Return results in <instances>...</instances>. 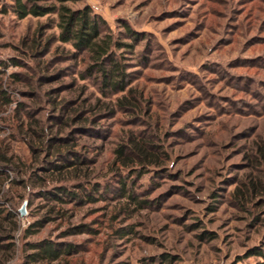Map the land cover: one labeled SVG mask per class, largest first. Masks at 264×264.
Instances as JSON below:
<instances>
[{
  "label": "rangeland",
  "instance_id": "rangeland-1",
  "mask_svg": "<svg viewBox=\"0 0 264 264\" xmlns=\"http://www.w3.org/2000/svg\"><path fill=\"white\" fill-rule=\"evenodd\" d=\"M10 4L0 0V10ZM83 4L123 42L133 43L124 24L144 38L132 53L118 51L129 64L123 93L103 95L95 79H81L87 62L53 39L56 16L0 13L1 78L13 98L1 114L0 148L20 165L6 171L0 194V206L17 215L0 219V264H25L40 241L72 246L44 264H264V0L72 6ZM13 116L23 118L19 130ZM54 137L74 150L69 160L84 163L42 171L47 159L65 163L46 153ZM132 138L149 144L158 164L117 163L116 148ZM33 172L46 175L44 189L67 186L84 201L47 205Z\"/></svg>",
  "mask_w": 264,
  "mask_h": 264
},
{
  "label": "trees",
  "instance_id": "trees-1",
  "mask_svg": "<svg viewBox=\"0 0 264 264\" xmlns=\"http://www.w3.org/2000/svg\"><path fill=\"white\" fill-rule=\"evenodd\" d=\"M47 1L49 0H11V4L9 6H4L0 10V13L7 14L11 11L19 20H24L28 17L40 18L52 15L56 16L55 26L58 29V35L53 39H57V41L62 44L70 45L74 50L71 54L74 59L82 57L84 61L87 62L83 72L80 73L81 79H95L103 95L125 92L130 85V75L127 72L129 64L127 58L121 54L124 52L118 53V51L123 50L132 53L136 49V46L144 40L142 35L135 32L128 24H124L125 37L130 39L133 43L123 42L122 38H118L112 33L106 20L101 15L96 14L91 6L87 4H83L78 8L72 6L83 2V0H54L52 3ZM3 65L6 67V64ZM15 65L17 64L15 63ZM1 75L4 77V71H0V120L3 118L1 114L4 113L13 102L12 93L9 89L11 83L6 86L7 83L4 78H1ZM10 77L19 80L17 74H11ZM13 118L19 123L16 126L17 130H19V128H21L20 125H22L20 123H24L23 118L22 116H13ZM10 135L14 137L15 134L11 133ZM36 135L39 137L42 136V134L39 133H36ZM51 141L49 150L46 151V153L64 160L65 163L56 164V162H50L47 159L45 162H48V164L50 163L51 168L42 166V171L46 172L53 169L61 173L70 167L82 165L84 163L83 159L81 160L78 155V162L69 160V155H74L75 152L69 146H65V138L54 137ZM30 146L34 152L37 151V148L32 145ZM147 146L149 147L150 145L147 143L143 145V143L132 138L129 144L121 145L116 148V162H121L125 164V166L130 163L134 164L136 160L144 164H158L159 156L151 153L147 149ZM260 150L262 151L263 149L260 148ZM19 167L20 165L15 162L14 157L8 155V150L4 151L0 148V194L5 186L6 180L10 178L6 171L8 169L19 170ZM46 180V175H39L37 172H33L29 181H32V183L34 181V184L39 183V196L46 199L47 205H49L50 202L66 205L71 202V200L84 201L80 194L69 190L67 186H54L44 189L43 187L45 186L44 183ZM12 181L16 182V180ZM28 183L27 181L25 185L27 186ZM121 183L124 186L123 189L121 188L122 194H126V181H122ZM253 185L254 189H256V185ZM241 195H243V193H241ZM87 197L90 201L95 200L91 194H87ZM128 197L133 203H138L141 208L144 207L143 205L145 202H139L137 196L133 193L128 195ZM49 209V213L52 214L57 213L62 216L63 213H65L63 210H56L54 207H50ZM16 216L14 211L9 209L6 210L4 207L0 206L1 220L13 223ZM48 219H50L49 216H45L41 222H36L33 227L41 226L43 221L45 222ZM26 231L29 236L35 233V228H28ZM31 249L35 250V252L28 255V261L25 264H44L59 261L64 255H67V251H72V246L68 248L65 246L58 247L53 242L40 241L31 243ZM258 255H262V253L258 252Z\"/></svg>",
  "mask_w": 264,
  "mask_h": 264
},
{
  "label": "water",
  "instance_id": "water-1",
  "mask_svg": "<svg viewBox=\"0 0 264 264\" xmlns=\"http://www.w3.org/2000/svg\"><path fill=\"white\" fill-rule=\"evenodd\" d=\"M25 212V205L23 206V208L21 209V214H24Z\"/></svg>",
  "mask_w": 264,
  "mask_h": 264
}]
</instances>
